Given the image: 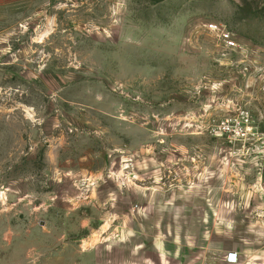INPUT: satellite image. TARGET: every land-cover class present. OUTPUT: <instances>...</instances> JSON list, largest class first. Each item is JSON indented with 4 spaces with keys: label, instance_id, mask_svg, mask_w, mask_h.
<instances>
[{
    "label": "rangeland",
    "instance_id": "374dc122",
    "mask_svg": "<svg viewBox=\"0 0 264 264\" xmlns=\"http://www.w3.org/2000/svg\"><path fill=\"white\" fill-rule=\"evenodd\" d=\"M231 253L264 264V0H0V264Z\"/></svg>",
    "mask_w": 264,
    "mask_h": 264
},
{
    "label": "built area",
    "instance_id": "2783aa9c",
    "mask_svg": "<svg viewBox=\"0 0 264 264\" xmlns=\"http://www.w3.org/2000/svg\"><path fill=\"white\" fill-rule=\"evenodd\" d=\"M221 39L224 42L226 48L228 50H234L237 46V44L231 39L230 35L228 33L222 32ZM236 255L235 254H229L227 256V263L228 264H235L236 263Z\"/></svg>",
    "mask_w": 264,
    "mask_h": 264
}]
</instances>
